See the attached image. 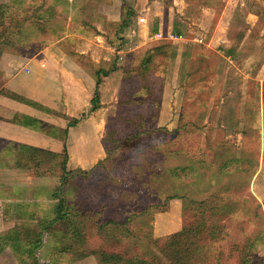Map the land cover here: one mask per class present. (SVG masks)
<instances>
[{
    "label": "rangeland",
    "instance_id": "rangeland-1",
    "mask_svg": "<svg viewBox=\"0 0 264 264\" xmlns=\"http://www.w3.org/2000/svg\"><path fill=\"white\" fill-rule=\"evenodd\" d=\"M52 2L0 0L8 6L0 69L11 67L14 79L27 61L37 64L39 69L34 67L30 79L46 82L45 95L50 100L42 102L58 108L36 109L45 120L41 133L46 136L20 139L14 130L15 139L0 142V228H4L5 212L13 215L5 225L12 226L13 233L24 230L27 237L22 245L29 242L32 248L42 218L53 215L67 147L69 184L62 188L71 206L69 213L89 232L85 256L76 246L79 251L71 256L73 263L100 264L97 253H120L125 259L139 255L149 261L151 254H157L169 263L153 239L166 243L184 228L202 222L206 224L203 233L191 235L202 247L195 258L198 264H237L239 254L234 247L242 250L253 243L258 249L253 263L264 259V6L250 8L254 17L247 13L249 6H242L248 5L244 0L232 5L227 0H144L118 40L125 47L118 62L121 72L104 77L99 89L101 107L94 112L96 66L92 58L96 51L84 43L71 48L85 70L82 77L58 78L53 63L40 68L46 63L37 55L41 40L45 39L43 46L52 44L56 25L65 22L62 14L51 11ZM148 6L151 13L144 12ZM236 7L240 12L229 14ZM142 17L146 24H140ZM147 29L151 30L148 38ZM158 31L179 33L186 42L155 40ZM159 45L166 47L164 52L156 50ZM50 52L57 54L55 49ZM147 52L154 57L151 67L156 71L154 80L144 83L151 95L140 80L141 67L136 68ZM131 66L137 72L128 78L124 70ZM1 76L0 72V86ZM122 90L126 91L123 100ZM121 101L125 105L119 107ZM139 116L145 118V128L156 132L109 155L112 131L116 137L117 128V135L125 138L138 130ZM154 122L158 126H152ZM163 129L168 135L158 136L157 131ZM25 142L50 152H33L32 148L27 154L16 152L15 157L3 153L20 151ZM21 160L28 168L21 175L11 173L8 169L15 171ZM21 179L28 185L15 189ZM10 198L14 204L8 212L5 199ZM18 198L22 205H16ZM127 217L133 221L121 224L116 233L114 225L100 226ZM19 238H12V264H35L27 248L15 246ZM43 240L39 263L53 249L50 235ZM4 241L0 237V244Z\"/></svg>",
    "mask_w": 264,
    "mask_h": 264
},
{
    "label": "crops",
    "instance_id": "crops-1",
    "mask_svg": "<svg viewBox=\"0 0 264 264\" xmlns=\"http://www.w3.org/2000/svg\"><path fill=\"white\" fill-rule=\"evenodd\" d=\"M227 1L229 5H232V3L237 4L238 2V0ZM244 1L248 2V5L244 2L242 3V6H249L247 13L250 16L256 17L255 12H253L250 8L255 9L257 6H264V0ZM142 2H144V0L53 1L51 5V11L53 10L54 13L56 12V15L62 14L63 18H65V22L64 24L58 23V25H56L55 28L57 29V33L53 35L54 38H51L53 39L52 44H46L43 46L45 44V39L41 40L40 45H42V47H40L37 55H41L42 59H46V63L40 64V68H48L49 64L53 63L51 67L54 68V73L58 78L67 79L71 77H82L86 74L85 70L78 63L79 59L76 57L75 53L72 52V50L74 46L83 45V43L85 46H89L92 48V51H96L97 53V56L93 55L92 58L93 62H95L93 66H96L95 74L102 68L108 69L112 67V62L115 60L117 55L121 56L118 62L121 61L124 56L123 48L125 47H123V44H119V46L118 40L120 37L124 36V32L128 26L122 27V25H124V22L126 21L129 24L128 17L131 16L132 19L133 15H136L139 13V11H141L140 6L143 4ZM237 8L238 7L233 9V11L229 10V14L240 12V9ZM149 9H151L150 6H148L144 12L151 13ZM225 11L226 12H224V14H226L228 10L225 9ZM169 28H171V26ZM150 31L148 29L144 31L145 36H147ZM50 34L52 35V33ZM52 49H55L57 54H52L50 52ZM9 58V60H11L13 57L9 56ZM13 63L15 62H12V64ZM117 66L120 69L115 71L112 76H117L119 72H121L120 65L117 64ZM34 67L39 69L37 64L32 65V61H27L20 68L19 75L14 77V79L13 75L11 78V67L8 69H0L3 81V85L0 86V142L10 141L7 139H10V137L11 139H15L16 136H18L20 139L22 136H24L26 139H28L30 136L34 139H40V135L46 136L41 133L40 130L30 129L16 122L17 117L23 116L43 121L44 119L40 118V114L39 112H36V109L40 110L42 108L53 111L58 109L55 106L46 107L44 102H42L44 99L47 101L50 100L45 95V93H48L47 90L49 87L46 85V82L40 83V81L37 80L33 81L34 78L30 79V77L35 75ZM26 68L30 70L29 74L25 72ZM42 69H40V71L48 75V71ZM40 77L42 76L40 75ZM109 77L112 78L111 76ZM5 78H9V81H6ZM100 89H102L101 86ZM14 130L16 132V136H13ZM2 139L6 141H1ZM21 145L32 147L34 144L25 142ZM33 148L40 149L45 147L35 145ZM3 153L6 155L8 154L7 157H15L16 154L15 150H7ZM15 168V171L10 169L8 170L11 173L20 175L23 174V170H25L23 168H18L17 166ZM25 180L21 179V181H18V183H16L13 187L15 189H22L26 187V185H28V181ZM19 200L20 201H16V205H22L21 199ZM12 201V198L5 199V204H7L6 206L8 207L6 211L8 212H11V205L14 204ZM8 214L9 213L5 212L3 219L1 218L4 228H0V237L5 238V241L0 244V251L3 249V251L0 252V264H12L13 236H18L19 233V237H27L24 230L20 232L15 231V233H13L12 226L7 227L5 225L6 222L13 220V215ZM23 260L25 261V258ZM27 260L28 259H26V261ZM68 264L75 263L69 262Z\"/></svg>",
    "mask_w": 264,
    "mask_h": 264
},
{
    "label": "trees",
    "instance_id": "trees-1",
    "mask_svg": "<svg viewBox=\"0 0 264 264\" xmlns=\"http://www.w3.org/2000/svg\"><path fill=\"white\" fill-rule=\"evenodd\" d=\"M54 2H63V0H53ZM8 6L6 4H0V58L2 56V45L4 43V38L7 32V24H6V19L8 17ZM132 15V14H131ZM128 20H131V16L128 17ZM128 26L127 21L124 22V25H122V27ZM177 35H180L179 33ZM160 46V45H159ZM156 49L159 53L164 52L166 47H162L160 46ZM121 48V47H120ZM144 56H146L143 59V56L141 57V59L138 61V65H137V69L139 67H141V75H140V80L143 82V84L149 79H153V76L155 74V69H153L151 67V65L153 64V59L154 57L151 56L150 53H146ZM121 58V56L117 55L115 57V60H113L112 62V67L106 69V68H102L100 70H98L96 72V92H95V98L92 100V104H93V111L96 112L100 109L101 107V94H100V86L103 84L104 82V77L107 78L109 76H111L113 73H115V71L119 70L120 68L117 66L118 64V60ZM122 69V67H121ZM140 69V68H139ZM124 70V69H123ZM127 73L126 77L130 78L132 72L135 73L137 71H135V67H127L124 70V73ZM152 80V81H153ZM156 80V79H155ZM151 81V82H152ZM125 84V83H124ZM143 88L145 89V91L147 90V94L151 95V89L149 87V85H143ZM126 94L125 90H122V94L120 95L121 99L123 100L124 95ZM128 102H130L128 100ZM122 105H125V103H123V101L120 102L119 107ZM139 119L137 120V127L138 130L136 131H130L125 138L119 137L117 135V131L118 129L115 128L114 132L116 133V137H114L115 135H113V131H112V136L110 137V139L112 140L111 143L112 147L107 149V152L109 153V155H111L113 152L118 151V150H123V149H128L131 147V144L133 141H135L136 139L141 140L145 135L149 134L150 132H156L154 129H147L145 128V118L144 117H138ZM16 122H18L19 124H22L30 129H35V130H40L42 131V128L44 126V123L40 120L37 119H33L30 117H17L16 118ZM157 122V120H155ZM154 122V124L152 126H158V124ZM150 123V121L148 120L146 126ZM77 123H73L71 124V126H75ZM167 130L163 129L161 131H157L158 136L163 135H168L167 134ZM153 134V133H152ZM156 136V134H153ZM119 137V138H118ZM33 147H26V146H20L19 150L17 151L15 150V152L19 153V152H23L25 151V153H29V151L32 149ZM33 152H39V153H47L50 151H44L41 149H37V148H33L32 149ZM24 154V153H23ZM22 154V155H23ZM55 155V154H53ZM56 156V155H55ZM64 156H65V162L62 165V171H63V175L61 176V183L62 186L65 187L66 185L69 184L68 182V178L67 176H69V173L67 172V168H66V161H67V147L64 149ZM22 158V157H21ZM25 161V159H24ZM99 164H102V162H100ZM16 166L18 168H23V169H27V163H23V161H19ZM178 169V168H177ZM62 186L55 192L54 197L56 199L55 204L52 206L53 209L51 210L53 212V215L46 218H42V221L40 222V233H35L33 238L36 239V241L31 242L30 243V250H29V242L27 244V246L25 247V245L23 244V241H25L24 239L26 237H24L23 239L19 238V233L18 236L16 235L17 239H21L19 241H17V243L15 244V246L17 248H22V249H26L29 250L28 254L29 258L34 257V262L35 264H68L69 262H74V258H71V256L76 253L77 250L76 246L80 248L81 250V255L82 257L85 256L84 252H83V248L84 245L86 244V234L89 233L88 231L83 230L73 219V217L71 216V214L69 213V210L71 209L70 203H68L67 199H66V194H65V189L62 188ZM69 194V193H68ZM172 198H176V197H172ZM171 199V198H170ZM51 205V204H50ZM133 219L131 217H127L126 220H124L123 222H117L115 223V221H107V224H101L100 226L102 227H109L114 225V232H117V229L119 228V226H121V224H123L124 226H127V224L129 222H132ZM206 222V220H205ZM66 225H65V224ZM61 225L64 226V229L62 228H58L57 226ZM206 227L205 223H199L197 224L196 227L191 228V227H186L184 228L181 232L177 233L176 235L173 236V238H168L166 239V243L161 244L160 240L157 239H153V243L154 245L157 247L158 251L166 258L167 261H169L170 264H198L195 260L196 256L202 251V247L198 244V242H194L193 240H191V235L194 234H199V233H203L204 228ZM190 228V229H189ZM29 234L30 231L28 232ZM27 233V234H28ZM114 240V234L111 233ZM44 235L45 237L50 235L52 241L53 242V249L51 251V254L48 253V251H46V257L43 258V261H41L42 263H39V257L40 254H44L43 250L44 248ZM91 237H93V234L90 235ZM32 239V236H30ZM247 237V236H246ZM249 238V237H248ZM247 238V239H248ZM40 239V240H39ZM119 240V239H117ZM48 242V241H47ZM117 242V241H115ZM239 244V243H238ZM119 245V244H117ZM255 244H251V245H246L244 248H242V250L238 249V246H236V248L234 247V251L237 252L239 254L238 256V260L236 261L237 264H263L264 259H261L258 263H253V254H254V250H255V254L258 253V249L256 250V246H254ZM256 247V248H255ZM78 248V249H79ZM255 248V249H254ZM48 250V249H47ZM241 253V255H240ZM94 255H96V252H93ZM51 255H54V258L50 257ZM97 255H99L100 257V264H169V263H165V261L158 256L157 254H151V260H144L139 258L138 256L132 258V259H125L123 257L122 254L120 253H97ZM41 257V256H40ZM47 259V261H46ZM50 259L52 261H50Z\"/></svg>",
    "mask_w": 264,
    "mask_h": 264
},
{
    "label": "built area",
    "instance_id": "built-area-1",
    "mask_svg": "<svg viewBox=\"0 0 264 264\" xmlns=\"http://www.w3.org/2000/svg\"><path fill=\"white\" fill-rule=\"evenodd\" d=\"M146 22L147 20L145 17L140 18V24H146ZM153 39L159 40V41H171L174 43H180V42L185 41L182 35H177L175 33H167V32H162V31L156 32L155 35L153 36ZM25 72L29 74L30 70L26 68Z\"/></svg>",
    "mask_w": 264,
    "mask_h": 264
}]
</instances>
